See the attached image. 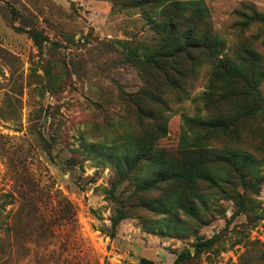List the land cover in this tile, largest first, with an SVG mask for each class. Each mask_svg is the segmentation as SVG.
<instances>
[{
	"label": "rangeland",
	"instance_id": "374dc122",
	"mask_svg": "<svg viewBox=\"0 0 264 264\" xmlns=\"http://www.w3.org/2000/svg\"><path fill=\"white\" fill-rule=\"evenodd\" d=\"M196 2L222 46L213 58L192 52L194 71L184 61L187 78L174 87L139 66L159 37L150 18L165 5L148 17L129 0H0V264H174L186 252L181 264H264V79L251 91L257 100L237 98L234 85L215 110L204 104L218 60L254 50L256 75L264 72V21L253 19L264 0ZM225 115L234 133L202 146L250 154L248 189L219 166L230 185L198 183L201 221L152 210L146 203L166 188L141 191L144 163L124 177L127 154L147 143L175 150L192 141L187 119ZM115 200L130 206L116 228Z\"/></svg>",
	"mask_w": 264,
	"mask_h": 264
},
{
	"label": "trees",
	"instance_id": "16d2710c",
	"mask_svg": "<svg viewBox=\"0 0 264 264\" xmlns=\"http://www.w3.org/2000/svg\"><path fill=\"white\" fill-rule=\"evenodd\" d=\"M129 1L131 7L144 10V15L148 17L151 15L147 10L159 7L161 4L165 5L160 13H154V19L150 18L159 37L155 39L156 42L151 50H144L145 57L139 64L140 68L145 70L146 75L150 71H156L165 76L170 86L178 87L180 85L178 79H185L188 75V66L184 61L189 63L191 71H194L196 59L192 57V52H200L213 58L222 46L221 40L210 33L208 22L204 19L208 12L203 9L202 2H196V0ZM253 19L264 21V16L254 13ZM186 24H189V27L184 31L183 27ZM32 35L36 41L43 39L38 31L33 32ZM260 65L261 58L254 50H244L238 60H231L228 57L218 60L213 71L214 85L210 83L211 85L204 93V104L207 110H215L223 102L228 101L231 95L229 92L234 85L240 87L237 91V98L257 100L256 96L251 98L254 95L251 91L257 89L256 79L258 76H260L259 81L264 79L263 71L256 75V69ZM145 96L157 99L150 92H146ZM245 113L250 112L246 110ZM236 122L230 115L214 116L207 120L189 118L186 125L193 136L191 142L183 137L182 146L175 150L164 151L156 148L150 149L153 146L151 143H147L146 146H137L134 154L126 156L128 170L123 175L131 178L137 168L141 167L143 163L146 164L148 175L141 181V191L149 192L164 186L167 192L163 200H149L146 205L156 212L169 215L175 220V223H181L180 217L176 216L175 212L177 211H182L188 220L201 221V208L208 210V203L203 198V192L199 190L198 183L210 184L223 193H227V191L221 188V184L225 182L230 185L229 174L221 170L219 166L233 169L240 180V185L244 189L249 187L245 175L254 172L250 154L237 151L218 152L215 149L202 146V141L205 138L209 139L216 133L232 130ZM205 135L207 137H204ZM237 199L238 204L241 205L242 195L239 194ZM115 201L122 207L116 210L118 213L112 220L113 226L116 228L126 218V213L123 210L130 206L122 200ZM40 210L39 212H41ZM44 211L42 209L41 227L45 225L43 223L46 219ZM212 244V241H206L200 245V249L212 246ZM188 258H191L190 253H182L174 264H181ZM144 262L152 263L148 260H144Z\"/></svg>",
	"mask_w": 264,
	"mask_h": 264
}]
</instances>
